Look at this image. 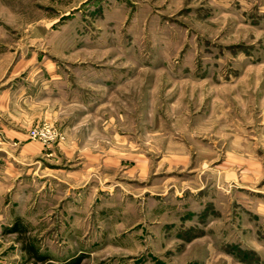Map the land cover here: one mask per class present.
I'll list each match as a JSON object with an SVG mask.
<instances>
[{
    "label": "rangeland",
    "instance_id": "rangeland-1",
    "mask_svg": "<svg viewBox=\"0 0 264 264\" xmlns=\"http://www.w3.org/2000/svg\"><path fill=\"white\" fill-rule=\"evenodd\" d=\"M4 90L56 135L0 264H264V0H0Z\"/></svg>",
    "mask_w": 264,
    "mask_h": 264
},
{
    "label": "crops",
    "instance_id": "crops-1",
    "mask_svg": "<svg viewBox=\"0 0 264 264\" xmlns=\"http://www.w3.org/2000/svg\"><path fill=\"white\" fill-rule=\"evenodd\" d=\"M33 91L31 94L29 91L0 92V127L5 136L4 146L0 148V226L6 225L2 217L12 180L21 175L23 165L43 156L49 147L43 142L31 140L28 135L33 125L52 115L50 110H44L43 96ZM34 99H41L42 102Z\"/></svg>",
    "mask_w": 264,
    "mask_h": 264
},
{
    "label": "built area",
    "instance_id": "built-area-1",
    "mask_svg": "<svg viewBox=\"0 0 264 264\" xmlns=\"http://www.w3.org/2000/svg\"><path fill=\"white\" fill-rule=\"evenodd\" d=\"M31 139L40 140L47 143L55 137V133L47 126H35L28 131Z\"/></svg>",
    "mask_w": 264,
    "mask_h": 264
},
{
    "label": "trees",
    "instance_id": "trees-1",
    "mask_svg": "<svg viewBox=\"0 0 264 264\" xmlns=\"http://www.w3.org/2000/svg\"><path fill=\"white\" fill-rule=\"evenodd\" d=\"M22 228H21V226H14L13 228H12V231H19V230H21Z\"/></svg>",
    "mask_w": 264,
    "mask_h": 264
}]
</instances>
